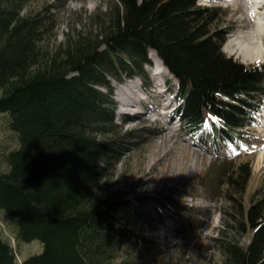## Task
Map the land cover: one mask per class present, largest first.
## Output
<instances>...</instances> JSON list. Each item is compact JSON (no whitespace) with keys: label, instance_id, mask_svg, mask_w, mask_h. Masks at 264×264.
Returning a JSON list of instances; mask_svg holds the SVG:
<instances>
[{"label":"trees","instance_id":"trees-1","mask_svg":"<svg viewBox=\"0 0 264 264\" xmlns=\"http://www.w3.org/2000/svg\"><path fill=\"white\" fill-rule=\"evenodd\" d=\"M27 1L0 0V112L18 141L0 168V210L14 216L15 240L43 248L18 263L0 231V264H137L119 256L133 225L189 208L177 190L100 187L120 152L113 82L142 77L154 50L177 80L175 115L186 133L250 144L259 140L246 129L264 99V62L224 53L231 27H222L219 5L108 0L48 48L51 14ZM250 164L216 153L198 180L206 198L225 202L214 237L221 264H264V182L244 201Z\"/></svg>","mask_w":264,"mask_h":264},{"label":"rangeland","instance_id":"rangeland-1","mask_svg":"<svg viewBox=\"0 0 264 264\" xmlns=\"http://www.w3.org/2000/svg\"><path fill=\"white\" fill-rule=\"evenodd\" d=\"M108 0H28L26 9L49 12L53 29L45 34V47L52 48L64 38L66 32L85 23L83 16L94 13ZM205 1V0H204ZM207 3L221 5L227 10L222 27H233L227 34L223 51L243 63L263 61L243 55L238 48L229 46V39L238 30L242 32L256 25L255 15L260 17L261 41L264 49V0L253 5V16L246 14L251 4L245 0H210ZM81 16V17H80ZM81 18V20L78 18ZM160 80L162 99L153 90L152 80L145 71L143 77H131L113 82L115 102L112 139L119 144L120 152L109 163L108 171L100 181L102 190L126 189L129 193L157 190H177L180 200L189 209L170 211L163 223L133 225V236L122 244L120 259L137 264H221V252L214 242L216 230L223 223L222 199L210 200L198 186L206 167L216 154L228 155L239 160L247 159L251 165L250 185L244 201L254 186L264 182V99L260 109L253 114L246 130L260 136V141L249 145L240 142L216 140L214 143L192 137L183 129L180 119L175 118L177 105L175 90L177 80L169 72ZM125 84L134 88L139 98L132 105L121 108L117 99L118 89ZM158 98L161 100L159 101ZM210 117L207 116V122ZM246 128V127H245ZM18 144L16 133L7 125V112H0V168L6 166L4 154ZM238 144V145H237ZM262 151L261 157L257 155ZM208 207V209L206 208ZM195 212V213H194ZM14 216L0 210V231L13 246L16 262L20 263L31 254L42 251V243L34 238L29 241L15 240ZM241 235L240 242H245Z\"/></svg>","mask_w":264,"mask_h":264},{"label":"bare ground","instance_id":"bare-ground-1","mask_svg":"<svg viewBox=\"0 0 264 264\" xmlns=\"http://www.w3.org/2000/svg\"><path fill=\"white\" fill-rule=\"evenodd\" d=\"M247 5L248 3L251 4V6L246 9V14L250 17L253 16V11L255 9V5H253L256 1L258 0H245ZM256 20V26L254 28H248L246 31L242 32V30H238L235 35L229 39V46L232 48H238L244 56L251 58V59H256V58H261L264 59V49L262 47V41H261V32H262V26L260 24V17L255 15ZM149 58L152 61L151 64L146 65V71L149 74L151 80H152V86L153 90L155 89V92L157 93L158 96L162 99V90L160 88V77L159 73L157 71L158 68L162 67L164 72L169 74V71L167 67L164 66L163 62L161 59L158 57L156 51L150 50L149 53ZM158 98L160 101L161 99ZM117 99L121 103V108L123 110H126V107L130 106L133 104V102L137 101L139 98L136 96L134 92V88L130 86L129 84H125L124 86H121L118 89V97ZM262 151H259L257 158L259 159L261 157Z\"/></svg>","mask_w":264,"mask_h":264}]
</instances>
